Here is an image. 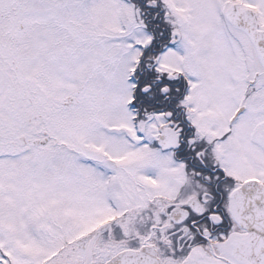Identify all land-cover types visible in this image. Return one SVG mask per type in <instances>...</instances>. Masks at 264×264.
Segmentation results:
<instances>
[{"label": "snow or ice", "instance_id": "obj_1", "mask_svg": "<svg viewBox=\"0 0 264 264\" xmlns=\"http://www.w3.org/2000/svg\"><path fill=\"white\" fill-rule=\"evenodd\" d=\"M0 264H264V0H0Z\"/></svg>", "mask_w": 264, "mask_h": 264}]
</instances>
